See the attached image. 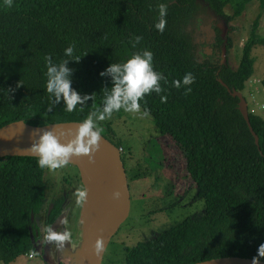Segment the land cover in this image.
<instances>
[{
    "label": "trees",
    "instance_id": "obj_1",
    "mask_svg": "<svg viewBox=\"0 0 264 264\" xmlns=\"http://www.w3.org/2000/svg\"><path fill=\"white\" fill-rule=\"evenodd\" d=\"M207 1L218 12L231 4L229 20L250 0ZM194 9V0H0V127L16 120L88 122L95 107L99 116H115L135 105L185 158L202 212L124 246L122 264L224 256L264 261V118L247 109L257 147L238 98L217 80L245 88L253 73L251 51L264 45L257 31L264 0L238 65L217 73L190 51L183 28ZM260 83L264 87V72ZM112 120H105L106 133ZM45 168L40 157H0L3 264L33 251L31 214L34 222L42 211L50 226L63 211L66 195L46 202ZM75 182L83 193L78 173Z\"/></svg>",
    "mask_w": 264,
    "mask_h": 264
},
{
    "label": "rangeland",
    "instance_id": "obj_2",
    "mask_svg": "<svg viewBox=\"0 0 264 264\" xmlns=\"http://www.w3.org/2000/svg\"><path fill=\"white\" fill-rule=\"evenodd\" d=\"M223 10L226 16L233 15V7L231 4H226ZM259 11V0H250L238 16L228 20L227 24L230 27L228 36L231 44L226 52L227 67L233 69L238 65L241 47L249 34L252 21L256 18ZM257 31L264 35V12L259 19ZM251 55L255 59L251 78H261L264 72V45L254 47ZM241 93L246 100L247 108L264 118V87L261 83L253 82L252 85L248 86V89L245 87ZM94 110L97 114L101 115L96 107ZM97 114H92L87 123L90 127L103 131L108 127V124L104 125L105 120L109 121L113 119L112 123L114 122V124L110 128L111 133H106L105 136L122 147L121 156L127 174L130 169L137 166L144 173L145 170H150L152 163L149 161V155L153 150L152 146L154 141L149 139V137L157 135L153 130L154 124L151 116L142 112L135 105H126L120 115L115 114V116H109L111 114H106L108 116H99ZM183 164H185V161L182 163L181 160L176 163L174 170L177 174H179ZM76 176L77 172L66 164L56 162L46 165L44 171L46 182L45 194L47 195L46 202L48 203L56 195H66L68 201L66 209L63 210V218L60 220L61 223L57 228L61 236L60 242L56 241V236L54 235L57 234V230H55L54 235H47L45 251L42 252L39 248H36L31 256L22 254L10 264H57V250L60 256H58L59 260L62 261L61 264H69L66 256L67 251L75 255L81 246V226L78 221V216L82 199L81 195L83 193L80 195L79 191L76 192ZM64 178L68 179V183ZM143 178L134 179L133 181L135 182H132V186H130L131 205L129 216L121 224L115 236L111 238L103 256V264H106L109 260H112L115 264H122V248L124 246H132L138 240L152 237V235L162 231L176 221V219L182 217V214L185 217L190 214L197 215L202 212V201H198L196 204L189 206L188 200L185 199L184 203H182L184 205H181L179 208L172 207V210L167 209V211L150 215L148 213L149 209L160 206L156 197H159L161 192L159 191L157 194L150 192L149 197L145 195V192H148V190L143 180L140 181ZM166 206L167 204H164V207ZM40 214L35 216L36 223L42 221L44 218L42 211ZM41 225H37L36 229L41 231L43 226ZM36 234L35 231V238ZM58 246H60L59 249L57 248ZM60 249L62 251L59 253ZM63 253V259H61ZM0 264L3 263L0 262Z\"/></svg>",
    "mask_w": 264,
    "mask_h": 264
},
{
    "label": "water",
    "instance_id": "obj_3",
    "mask_svg": "<svg viewBox=\"0 0 264 264\" xmlns=\"http://www.w3.org/2000/svg\"><path fill=\"white\" fill-rule=\"evenodd\" d=\"M226 42L227 38L224 39L221 49L222 63L226 55ZM217 80L230 95L238 98L237 110L258 147V137L250 125L247 104L242 93L226 86L220 78ZM5 156L40 157L46 160V165L57 161L65 163L79 174L83 186L78 216L81 226V246L75 255L69 251L68 262L69 264H103L105 250L112 236L129 216L131 205L126 170L117 146L89 127L86 122L66 121L32 125L23 120H16L0 127V157ZM76 189H79L77 184ZM89 189L91 192L88 191ZM67 204L65 196L63 210L66 209ZM84 209L91 212L87 230H84L86 226L80 220V214ZM32 217L31 214L30 220ZM62 218L63 211L47 230L49 236L57 230ZM28 231L32 248H39L34 243L31 227H28ZM191 264H264V261L224 256Z\"/></svg>",
    "mask_w": 264,
    "mask_h": 264
},
{
    "label": "flooded vegetation",
    "instance_id": "obj_4",
    "mask_svg": "<svg viewBox=\"0 0 264 264\" xmlns=\"http://www.w3.org/2000/svg\"><path fill=\"white\" fill-rule=\"evenodd\" d=\"M209 4L210 3H208L207 0H194L195 9L188 16V20L184 25L183 29L187 32L188 39H190L191 42L190 51L194 59L197 60L199 63H205V62L211 63V65L216 68V73H217L218 70L220 71L221 68L227 67L226 55H225V60L222 63L221 62L222 58L220 54H221L222 46L224 44V39L225 38L229 39L228 33L230 27H228L227 24L228 19L224 13V10L223 12H218L214 7H212ZM227 43L228 40L225 45L226 52L228 49ZM107 130L108 129L106 127L105 130L103 131L98 130V131L100 133L103 132L102 134L105 135ZM153 130L157 135L149 137V139L154 141V144L152 146L153 150L149 155V161L152 163V166L150 167L151 169L145 170L144 173L140 169V167L137 166L133 169H130L128 174L126 171L129 192H130V186H132L131 185L132 182H135L133 180L140 177H144L140 181L143 180V182L146 184V189L148 190V192H145V195L149 197L150 192L152 194H157L159 193V191L161 192L160 196L156 197L157 201L160 203V206L149 209L148 213L150 215L157 214V212L161 213L163 211H167V209L172 210L171 209L172 207L179 208L181 205L182 206L184 205L182 203H184L185 199L188 200L189 206L196 204L200 200L196 199L195 197L196 187L193 180L187 174L185 164H183V167L180 169L179 174H177L176 171L174 170L176 163H178L180 160L182 161V163L183 161H185L182 152L180 151L178 146L175 144V142L171 139L169 135L159 133L154 125H153ZM111 142L114 143L113 141ZM115 145H117V143ZM117 146L120 145L118 144ZM77 191H79V189H76V192ZM164 204H167V206L164 207ZM182 215H183L182 217L176 219V221L174 222L183 219L184 214ZM193 215L195 214H190L187 216H193ZM30 221L33 223L34 230L37 233L36 240L34 241V243L43 252L46 250L47 238L45 234L41 233L40 230L36 229V226L42 224L43 226L42 225L41 226L42 229L44 230L48 228L49 225H47L45 218L38 223H36L35 221L33 222V220ZM60 238H61L60 233H57L56 241L60 242ZM57 248L59 249L60 246H58ZM34 250L36 249H33V251ZM67 250L69 249L67 248ZM57 251H56V262L57 264H60L62 263V261L61 260L58 261ZM61 251L62 249L59 250V253ZM68 254L69 251H67V256ZM63 256L64 253L61 256V259H63Z\"/></svg>",
    "mask_w": 264,
    "mask_h": 264
},
{
    "label": "clouds",
    "instance_id": "obj_5",
    "mask_svg": "<svg viewBox=\"0 0 264 264\" xmlns=\"http://www.w3.org/2000/svg\"><path fill=\"white\" fill-rule=\"evenodd\" d=\"M228 50V49H227ZM251 79H253V78H249L247 81H246V83H245V87H246V89H248V86H249V84H248V82L251 80ZM258 79H260L261 80V78H258ZM260 83V82H259ZM250 92V91H249ZM244 97V96H243ZM245 99V98H244ZM247 104V103H246ZM248 109V108H247ZM247 112H248V110H247ZM86 124L88 125V123L86 122ZM89 126V125H88ZM90 127V126H89ZM91 128H93V127H91ZM93 129H95V128H93ZM96 131H98L97 129H95ZM99 132V131H98ZM100 133V132H99ZM101 135H103L102 133H100ZM104 136V135H103ZM105 137V136H104ZM106 138V137H105ZM114 144V143H113ZM117 146V145H116ZM117 148L120 150V153H121V151H122V147L121 146H117ZM122 155V154H121ZM121 159H122V156H121ZM122 162H123V160H122ZM123 164H124V162H123ZM125 167V166H124ZM126 172V171H125ZM45 199H47V195L45 196ZM44 218H45V215H44ZM43 218V219H44ZM32 220H33V217H32ZM34 221H35V218H34ZM53 223V222H52ZM51 223V224H52ZM51 224H50V226H51ZM49 226V227H50ZM49 227L48 228H46V229H42L41 231H42V233L43 234H45V236H46V238H47V235H48V229H49ZM34 232H35V230H34V227H32L31 228ZM57 233H58V230H57ZM54 235V234H53ZM54 236H56V235H54ZM34 249V248H33ZM32 253H33V251H31L29 254H27V256H31L32 255ZM61 264V263H60Z\"/></svg>",
    "mask_w": 264,
    "mask_h": 264
},
{
    "label": "bare ground",
    "instance_id": "obj_6",
    "mask_svg": "<svg viewBox=\"0 0 264 264\" xmlns=\"http://www.w3.org/2000/svg\"><path fill=\"white\" fill-rule=\"evenodd\" d=\"M88 191L91 192L90 189ZM90 218H91V212L89 210L84 209L82 211V213L80 214V220H81L82 224H84V226H86L84 230H87V228L89 227L88 224L90 223ZM84 240H86V237L84 238Z\"/></svg>",
    "mask_w": 264,
    "mask_h": 264
},
{
    "label": "built area",
    "instance_id": "obj_7",
    "mask_svg": "<svg viewBox=\"0 0 264 264\" xmlns=\"http://www.w3.org/2000/svg\"><path fill=\"white\" fill-rule=\"evenodd\" d=\"M253 82H260V79H258V78H253V79H251V80L248 82V84H249V85H252Z\"/></svg>",
    "mask_w": 264,
    "mask_h": 264
}]
</instances>
